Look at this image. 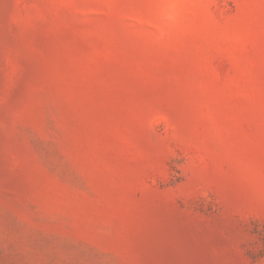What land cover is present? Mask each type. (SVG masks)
Segmentation results:
<instances>
[{
  "label": "rangeland",
  "instance_id": "1",
  "mask_svg": "<svg viewBox=\"0 0 264 264\" xmlns=\"http://www.w3.org/2000/svg\"><path fill=\"white\" fill-rule=\"evenodd\" d=\"M0 264H264V0H0Z\"/></svg>",
  "mask_w": 264,
  "mask_h": 264
}]
</instances>
